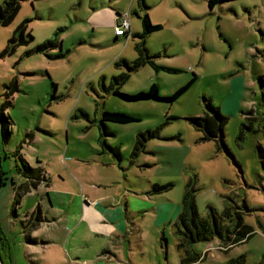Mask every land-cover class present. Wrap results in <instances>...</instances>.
Instances as JSON below:
<instances>
[{
	"label": "rangeland",
	"instance_id": "rangeland-1",
	"mask_svg": "<svg viewBox=\"0 0 264 264\" xmlns=\"http://www.w3.org/2000/svg\"><path fill=\"white\" fill-rule=\"evenodd\" d=\"M145 3L149 9L140 0H22L14 19L0 22L5 264H93L98 255L109 261L108 252L130 264L129 243L118 245L117 238L85 220L79 201L117 193L126 173L104 141L120 147L122 165L133 160L129 178L142 197L133 220V264H182L190 253L199 256L188 264H264V167L258 149L264 147V0H225L212 10L208 0ZM128 10L133 34L116 39V14ZM146 11L153 25H162L146 46L157 64L175 71L145 64L119 89L134 94L156 83L160 94L171 95L196 75L172 102L127 101L111 88L114 77L129 72L125 62L139 56L142 39L136 34L144 29ZM50 40L55 45L38 48ZM207 100L228 116V148L203 140L204 132L189 120L205 115ZM106 110L133 113L139 120L102 122ZM3 114L10 117L8 138ZM156 129L158 135L131 158L138 134ZM22 158L43 174L24 176ZM110 158L116 166L106 164ZM155 183H173L158 194L170 200L159 202L178 203L189 188L201 217H209L213 207L232 231L230 218L239 211L254 233L235 244L236 230L228 240L215 236L191 246L184 238L186 246L178 248L183 241L178 230L185 228L177 216L156 226L154 213L143 214L149 206L144 191ZM226 207L233 215L223 214ZM102 257L98 263L106 264Z\"/></svg>",
	"mask_w": 264,
	"mask_h": 264
},
{
	"label": "trees",
	"instance_id": "trees-1",
	"mask_svg": "<svg viewBox=\"0 0 264 264\" xmlns=\"http://www.w3.org/2000/svg\"><path fill=\"white\" fill-rule=\"evenodd\" d=\"M21 1L22 0H6L3 4H1L0 22H3L4 24H8L9 22H11L14 19L15 15L18 13L19 9L21 8ZM140 1L142 2L143 6L146 9H149V6L145 3V0H140ZM224 1L225 0H208V6L212 10L217 4ZM141 18L143 19L144 29L142 32L136 34L142 39L141 42H139L136 45V49L139 52V56L130 64H128V62H125L129 69V72L124 73L121 76L114 77V82L112 83L111 88L113 89V92L116 95H119L121 98L127 101H140V100L152 99V100L172 102L177 98H179L191 86L192 82L196 79V75H194V77L191 79L189 83L180 87L171 95L160 94L159 86L156 83H153L149 87V89L144 91H139L134 94L124 93L119 89V85L129 78L131 71H135L145 64L152 65L156 70L164 68L169 71L170 70L175 71V69L157 64L154 60V57L156 55H152L146 46L147 37L153 32L162 29V25L159 24L153 25L148 11H146L145 15L142 16ZM124 36L128 37L127 35ZM51 45L52 46L55 45L53 40L47 41L45 44L40 45L38 48L42 50ZM14 89L15 90L19 89L17 84H15ZM8 103L12 104L10 100L8 101ZM207 110L208 111H206L204 116L189 117V120L195 125V127H197V129L202 130L204 132V136L202 138L203 140H214L217 143L218 147L228 148L225 141V128L227 125L228 116L221 111L220 107L214 105L211 100H207ZM9 118L10 117L5 116L3 114V129H4L5 138H8V136L10 135ZM136 120H139V117L133 115V113H128L124 111L106 110L104 111L102 118V122L112 121L117 123H131ZM246 126H247L246 124L242 125L240 131V137L243 136L244 128ZM106 128L107 127L105 125V132L106 134H109ZM158 133H159L158 129L148 130L146 132L139 133L137 136V143L135 146V150L134 152H132L131 158H133V156L136 154V151H138L140 148H142L145 145V142L147 140L156 137ZM104 145L107 146L108 149H110L116 157H118L119 159L122 158V154L119 146H111L106 141H104ZM258 149L264 167V147L261 144H259ZM22 161L24 164V168H23L24 176L30 177V175H32L31 178H33V176L36 174L38 175V173L43 174L42 169L37 170L31 167L24 158H22ZM5 176H6V172H4L2 169L0 186L4 183ZM172 186L173 183H166V184L155 183L152 185V188L149 190V193L159 194L165 190L170 189V187ZM223 214L227 216L230 214L233 215L230 212V207H226ZM235 214H237L235 218L233 219L230 218L232 220L231 222L234 223V227H235L232 229V231L230 226H228L226 223L220 222V218L218 217V214L213 207H211V214H209V217L207 218L201 217L198 213V209L195 203V195L192 194L191 191H189V188H186L182 201V210L179 214V219H178L180 226H183L185 229L179 228L178 234L180 235V238L182 240L185 238L187 245L191 246L192 243L203 240H209L215 236H218L223 240H228L229 237H231V235L229 234L232 233L233 230H236L237 236L233 240L232 238H230V240H232L234 244L238 243L243 239L250 237L254 233V229L249 225L243 224L242 222L243 217H241L239 211L234 212V216ZM1 240L2 238L0 237V241ZM30 240L33 241L32 239ZM183 246H186L184 240L178 243V248H182ZM0 247H1V242H0ZM198 256H199L198 254L192 255V253H190V256L186 255V257L182 259V264L192 263L193 261H195L196 258H198Z\"/></svg>",
	"mask_w": 264,
	"mask_h": 264
},
{
	"label": "crops",
	"instance_id": "crops-1",
	"mask_svg": "<svg viewBox=\"0 0 264 264\" xmlns=\"http://www.w3.org/2000/svg\"><path fill=\"white\" fill-rule=\"evenodd\" d=\"M127 12L130 14L129 10ZM121 16L123 15L117 12L116 25L119 22ZM115 28H114V35L116 39L122 38L124 35L115 34ZM132 34L133 33H132V23H131L130 35ZM126 39L128 38L126 37ZM121 161H123V156L120 159L119 166L122 170V173L123 171L126 173L120 176V180L118 181L120 183V186L117 193H113V195L104 193L99 197H95L92 200L90 199L91 202H88L87 199H85V197L84 198L82 197L81 199L79 198L80 199L79 201L81 202L80 204H82L83 218L85 220L87 219L88 221H93L97 223L98 229H101V231L105 232L107 235L111 237L114 236L115 238H117L118 245L121 242V240H123V243H127V244L129 243L130 247L126 255H128L130 258L129 259L130 264H133V233L135 232V230H133V220H135V218L140 215L138 214L139 212H137L138 211L137 204H138V198H142V197L138 196L139 193L137 191H133V180L129 178V176L130 177L132 176L133 178V160H131L129 166L122 165L123 162ZM106 164L108 166H113V165L116 166V162L113 160V158L108 159ZM143 196L144 199L142 200L149 203V206L144 210L145 213L143 214H146L148 212L154 213L156 226L162 223H167L169 220L175 218L176 216L179 218V214L182 210L183 197L180 202L172 204V203L159 202L161 201V199L162 200H170V199L166 196L164 198L163 194L160 195L150 194L149 190L146 192L144 191ZM75 198H77V194L73 196V199ZM96 199L100 200V203L96 204L95 206ZM174 207L176 208V211L174 214H171L172 211L171 209H173ZM55 220L58 221V219ZM75 220L76 219L74 220L72 219V221ZM139 234L140 232L139 233L137 232L135 235H139ZM123 243H122V249L125 250L126 244ZM118 245H116V247ZM108 253L109 256L107 257V259L109 261H106L105 258H103L101 255H98V258L95 259L93 264H100L98 262H101L100 259L101 257L103 258L102 259L103 261L105 260L104 263L106 264H122L121 263L122 261L119 258L120 254L116 253L117 255L114 256L112 253L110 252ZM122 255L124 256V254ZM77 260H80V258L75 259L74 262H76Z\"/></svg>",
	"mask_w": 264,
	"mask_h": 264
},
{
	"label": "built area",
	"instance_id": "built-area-1",
	"mask_svg": "<svg viewBox=\"0 0 264 264\" xmlns=\"http://www.w3.org/2000/svg\"><path fill=\"white\" fill-rule=\"evenodd\" d=\"M130 32H131V21H130L129 13L127 12L124 16H121L119 22L117 23L115 28V34L127 35L129 37Z\"/></svg>",
	"mask_w": 264,
	"mask_h": 264
},
{
	"label": "water",
	"instance_id": "water-1",
	"mask_svg": "<svg viewBox=\"0 0 264 264\" xmlns=\"http://www.w3.org/2000/svg\"><path fill=\"white\" fill-rule=\"evenodd\" d=\"M1 171H2V154H1V146H0V179H1ZM0 264H5L1 254V249H0Z\"/></svg>",
	"mask_w": 264,
	"mask_h": 264
}]
</instances>
